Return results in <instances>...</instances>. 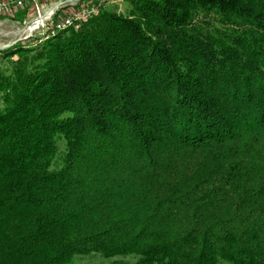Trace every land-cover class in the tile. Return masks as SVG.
I'll use <instances>...</instances> for the list:
<instances>
[{
    "label": "trees",
    "instance_id": "16d2710c",
    "mask_svg": "<svg viewBox=\"0 0 264 264\" xmlns=\"http://www.w3.org/2000/svg\"><path fill=\"white\" fill-rule=\"evenodd\" d=\"M118 1L0 52V264H264V0Z\"/></svg>",
    "mask_w": 264,
    "mask_h": 264
},
{
    "label": "rangeland",
    "instance_id": "374dc122",
    "mask_svg": "<svg viewBox=\"0 0 264 264\" xmlns=\"http://www.w3.org/2000/svg\"><path fill=\"white\" fill-rule=\"evenodd\" d=\"M57 1L58 0H50L47 1L45 4L41 3L42 5L39 11L37 9L34 11L23 10L18 11L16 13H12L9 16H1V18L3 19L0 20V52L7 51L18 44L29 45L31 46V48H33L35 47V45L37 46L39 44L38 41L44 38L48 31H50L51 28L57 23L54 22L56 18L57 21H61L62 19L69 17L73 13V11L77 12L83 9L85 11L87 8H90L87 5H82L81 8L77 9L76 7L81 0H78V2H75V0H65L63 1L64 4L60 7V9L56 13H54L52 20L48 21L49 26L46 27L45 25V28L41 27L34 37H30V35L28 34V29H26V27L30 26V23H33V21H35L39 16L43 15L48 10H50L52 8V4H55ZM100 1L102 2L103 6L107 9L117 10V12L121 14H125L128 8L127 4L122 1ZM25 38L26 40H24ZM15 41H17L16 44H13L15 43ZM0 62H2L1 53ZM111 262V259L105 258L97 254L90 256L75 257L73 260V264H111Z\"/></svg>",
    "mask_w": 264,
    "mask_h": 264
},
{
    "label": "built area",
    "instance_id": "2783aa9c",
    "mask_svg": "<svg viewBox=\"0 0 264 264\" xmlns=\"http://www.w3.org/2000/svg\"><path fill=\"white\" fill-rule=\"evenodd\" d=\"M47 1H50V0H0V15L9 16L12 13H16L18 11H23V10L34 11L37 9L39 11L41 9V5H42L41 3L45 4ZM63 1L65 0H58L55 4H52V8L50 10H48L43 15L39 16L35 21H33V22H36L37 20H40L37 29H34L33 31H31L29 26L26 27V29H28V34L30 35V37L31 36L34 37L41 27L43 28L45 25L46 27L49 26L48 21L52 20L54 13H56L60 9V7L64 4ZM75 2H78V0L77 1L75 0ZM101 4L102 2L99 0V5ZM99 5L97 6L95 5L90 8H87L85 11L84 9L81 11H77V12L74 11L69 17L62 19L61 21H58L51 28V30L48 31V33L45 36H48L49 34L56 31L57 29L66 30L70 28L71 26L72 27L76 26V23L89 20V18L97 14ZM48 13L51 15L48 16ZM31 24L32 23H30V25ZM24 40H26V38ZM17 41H20V40H17ZM17 41H15V43L13 44H16Z\"/></svg>",
    "mask_w": 264,
    "mask_h": 264
},
{
    "label": "bare ground",
    "instance_id": "6f19581e",
    "mask_svg": "<svg viewBox=\"0 0 264 264\" xmlns=\"http://www.w3.org/2000/svg\"><path fill=\"white\" fill-rule=\"evenodd\" d=\"M54 4V3H53ZM51 12V11H50ZM49 12V13H50ZM48 13V16L49 15H51V14H49ZM90 19V18H89ZM39 22H40V20H37L36 22H33L30 26H29V28H30V30L31 31H33L34 29H37V27H38V25H39ZM78 23H76V27L78 28ZM79 29V28H78ZM61 31H64V30H56V31H54V32H52L50 35H48L47 37H46V39H48V38H50V37H52V36H54L56 33H58V32H61Z\"/></svg>",
    "mask_w": 264,
    "mask_h": 264
}]
</instances>
